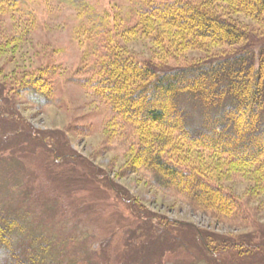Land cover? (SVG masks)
I'll return each instance as SVG.
<instances>
[{
    "label": "rangeland",
    "instance_id": "374dc122",
    "mask_svg": "<svg viewBox=\"0 0 264 264\" xmlns=\"http://www.w3.org/2000/svg\"><path fill=\"white\" fill-rule=\"evenodd\" d=\"M86 1L97 13L115 16L136 0ZM192 1L238 24L247 41L223 46L205 39L200 48L187 46L178 30L151 21L154 32L114 35L119 50L169 70L253 48L264 35V20L247 16L231 0ZM86 26L85 15L66 0H0V138H10L0 147V201L33 214L30 226L59 232L71 255H81L86 264H264V188L258 175L178 141L183 162L222 168L220 185L247 211L246 222L237 226L136 173L132 155L117 144L106 104L75 81L92 43ZM46 67H57V101L40 107L16 88ZM29 131L31 141L24 136ZM225 244L242 250L244 262L220 255Z\"/></svg>",
    "mask_w": 264,
    "mask_h": 264
},
{
    "label": "trees",
    "instance_id": "16d2710c",
    "mask_svg": "<svg viewBox=\"0 0 264 264\" xmlns=\"http://www.w3.org/2000/svg\"><path fill=\"white\" fill-rule=\"evenodd\" d=\"M66 1L85 15L92 41L75 81L106 104L117 144L132 155L134 171L158 189L178 193L195 209L231 218L237 226L245 223L244 205L217 179L222 168L183 162L178 141L252 169L264 188V35L253 48L239 47L221 58L163 70L122 54L114 35L154 32L151 21H156L178 30L187 46L200 48L205 39L236 46L247 41V33L192 0H136L130 10L115 16L97 13L86 0ZM231 1L247 16L264 20V0ZM90 55L94 60L89 61ZM56 77L57 67H46L16 90L33 105H54ZM29 135L25 133V140L31 141ZM7 140L0 138V147ZM52 149L58 152L56 145ZM71 159L82 161L74 154ZM33 217L0 201V264H86L81 255H71L59 232L30 226ZM220 255L233 263L246 258L228 244Z\"/></svg>",
    "mask_w": 264,
    "mask_h": 264
}]
</instances>
